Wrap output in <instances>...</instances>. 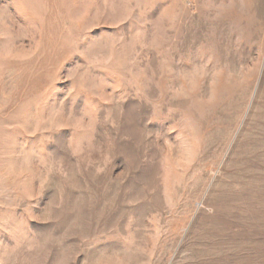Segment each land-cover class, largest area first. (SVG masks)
Returning a JSON list of instances; mask_svg holds the SVG:
<instances>
[{"label": "rangeland", "instance_id": "374dc122", "mask_svg": "<svg viewBox=\"0 0 264 264\" xmlns=\"http://www.w3.org/2000/svg\"><path fill=\"white\" fill-rule=\"evenodd\" d=\"M0 264H264V0H0Z\"/></svg>", "mask_w": 264, "mask_h": 264}]
</instances>
